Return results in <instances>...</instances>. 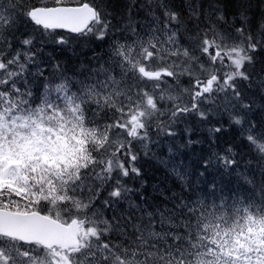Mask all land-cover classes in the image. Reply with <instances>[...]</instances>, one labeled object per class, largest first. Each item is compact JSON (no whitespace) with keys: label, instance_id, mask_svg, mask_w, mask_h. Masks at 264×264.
<instances>
[{"label":"snow or ice","instance_id":"snow-or-ice-1","mask_svg":"<svg viewBox=\"0 0 264 264\" xmlns=\"http://www.w3.org/2000/svg\"><path fill=\"white\" fill-rule=\"evenodd\" d=\"M0 264H264V0H0Z\"/></svg>","mask_w":264,"mask_h":264}]
</instances>
